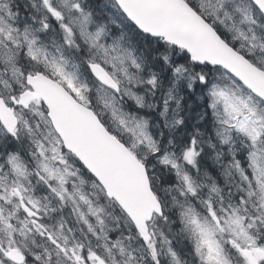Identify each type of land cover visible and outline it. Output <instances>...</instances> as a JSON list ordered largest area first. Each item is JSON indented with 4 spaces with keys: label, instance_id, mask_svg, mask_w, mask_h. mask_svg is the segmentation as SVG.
Returning a JSON list of instances; mask_svg holds the SVG:
<instances>
[{
    "label": "snow or ice",
    "instance_id": "1",
    "mask_svg": "<svg viewBox=\"0 0 264 264\" xmlns=\"http://www.w3.org/2000/svg\"><path fill=\"white\" fill-rule=\"evenodd\" d=\"M0 264H264V0H0Z\"/></svg>",
    "mask_w": 264,
    "mask_h": 264
}]
</instances>
